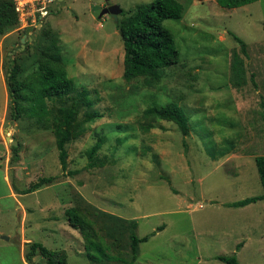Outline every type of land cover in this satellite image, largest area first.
Listing matches in <instances>:
<instances>
[{
  "label": "rangeland",
  "instance_id": "374dc122",
  "mask_svg": "<svg viewBox=\"0 0 264 264\" xmlns=\"http://www.w3.org/2000/svg\"><path fill=\"white\" fill-rule=\"evenodd\" d=\"M152 1L60 2L57 27L63 31L67 74L78 89L92 91V108L101 115L66 144L64 172L53 126L58 108L70 100H47L49 113L41 121L9 118L1 77L14 62L17 78L33 82L40 48L32 39L21 47V33L8 31L15 44L7 40L0 51V235L7 236L0 237V264H28L29 241L65 250L68 264H121L130 257L132 222L137 236L149 235L133 264H226L216 258L220 254L235 255L238 264H264V198L243 207L226 205L262 195L255 157L264 155V0L231 9L217 0H178L182 17L162 21L173 36L178 63L146 86L141 77L123 78L122 15L114 21L99 14L105 2L133 12ZM46 19L34 38L50 29ZM230 32L245 42V53ZM169 102L186 114V136L171 121L143 126L145 108ZM98 139L103 142L93 157L97 166L88 168L87 150ZM211 148L216 155L223 148L228 152L213 159ZM44 176L54 179L21 193ZM73 206L91 221L108 257L87 259L84 239L65 214ZM31 264L45 259L37 253Z\"/></svg>",
  "mask_w": 264,
  "mask_h": 264
},
{
  "label": "trees",
  "instance_id": "16d2710c",
  "mask_svg": "<svg viewBox=\"0 0 264 264\" xmlns=\"http://www.w3.org/2000/svg\"><path fill=\"white\" fill-rule=\"evenodd\" d=\"M256 0H217L219 6L227 9L240 7ZM183 6L178 0H154L150 3L139 5L133 12L121 11L122 18L118 22V29L123 43V78L127 81L141 77L143 84L153 86L161 77L162 71L178 63L179 53L175 47L174 39L162 21L168 18L180 19ZM18 23L16 12L11 0H0V35L15 28ZM264 28V21H263ZM232 37L240 45L242 52H246L245 42L236 34L230 32ZM32 40L38 42L39 59L34 71L33 82L25 83L17 78L19 66L11 62L5 75V85L8 97L9 118L12 121L22 115L36 118L38 121L46 118L49 109L47 100H70L69 104H63L58 108L59 117L53 126V135L57 149V157L64 172L67 168L68 152L66 144L76 138L85 129V123L92 122L101 115L92 107L96 101L92 91L85 87H78L68 77L63 58L57 44V38L52 31L47 29L41 32L39 38ZM26 43H28L26 38ZM37 46V47H38ZM96 95V92H95ZM262 118L264 121V100L260 101ZM83 112V119L78 120V112ZM141 119L145 129L154 127L159 120L171 121L177 125L181 134L186 136L189 132V121L181 107L174 102L161 105H153L142 111ZM103 139H98L87 150V167L97 166L93 160L94 154L101 147ZM14 154L18 153V146H12ZM213 159L223 156L228 152L227 148L217 151V155L211 153ZM255 165L262 186V195L249 196L240 200L226 203L230 207H243L264 198V155L255 157ZM66 173H73L67 171ZM54 176L40 177L21 193L35 191L45 184L52 182ZM69 225L78 229L84 239L85 256L90 261H99L100 258L108 257L96 233L91 229V221L82 216L76 207L65 210ZM136 222H132L130 237V257L122 260L121 264H133L139 250V243L147 241L149 235L137 236L134 229ZM27 249L24 252L25 262L31 264L34 256L39 253L45 264H68L65 250H52L37 241L26 242ZM240 246V243L237 247ZM217 259L226 264H238L235 255H217Z\"/></svg>",
  "mask_w": 264,
  "mask_h": 264
},
{
  "label": "built area",
  "instance_id": "2783aa9c",
  "mask_svg": "<svg viewBox=\"0 0 264 264\" xmlns=\"http://www.w3.org/2000/svg\"><path fill=\"white\" fill-rule=\"evenodd\" d=\"M18 23L14 31L31 34L55 11L58 0H11ZM26 31V32H25Z\"/></svg>",
  "mask_w": 264,
  "mask_h": 264
},
{
  "label": "crops",
  "instance_id": "0c3cea01",
  "mask_svg": "<svg viewBox=\"0 0 264 264\" xmlns=\"http://www.w3.org/2000/svg\"><path fill=\"white\" fill-rule=\"evenodd\" d=\"M61 1H63V0H58V4L56 5V9H55V11H54V13L52 14V15H50L46 20H48L49 21V27H50V29H51V31L53 32V34H54V37L55 38H57L58 40H57V44H58V46H59V49H60V52H61V55H62V50H61V44H60V38H62V30H60V29H58V27H57V24H58V22H57V16H56V13H57V11L60 9V2ZM105 5V3H101V6H104ZM103 8V7H102ZM11 32H8V33H6L5 35H3V37L2 38H0V51L2 50V47L4 46V44H5V41H7V40H10L11 39V42H10V46L11 47H13L14 46V44H15V42H14V40H12V39H14V37H12V38H7V36H9V34H10ZM21 35H22V37L24 36V34L23 33H21ZM26 38H27V41H30L31 39H32V32H31V34H26ZM22 37H20V38H22ZM26 38H25V41H26ZM20 42V41H19ZM19 42H18V45H20L19 44ZM17 44V43H16ZM21 46V45H20ZM1 58V57H0ZM63 58V57H62ZM0 60H2V59H0ZM1 66H2V61H0V68H1ZM65 69H66V67H65ZM66 72H67V70H66ZM68 75V74H67ZM1 77V76H0ZM69 77V76H68ZM1 80H2V82L5 84V78H3V77H1ZM6 87V86H5ZM6 95H7V91H6ZM254 203V202H253Z\"/></svg>",
  "mask_w": 264,
  "mask_h": 264
},
{
  "label": "water",
  "instance_id": "95a60500",
  "mask_svg": "<svg viewBox=\"0 0 264 264\" xmlns=\"http://www.w3.org/2000/svg\"><path fill=\"white\" fill-rule=\"evenodd\" d=\"M122 9L120 8V6L116 5V4H109L108 2H105V5L103 6V8L101 9V12L99 14V16H102L104 14H109L111 16V18L114 21H118V15L121 14ZM27 36L24 35L21 39L19 44L21 45V47L24 46V42H25V38ZM4 132L7 133V129H4ZM5 139L7 142H9L11 140L10 136L6 135ZM12 145L16 146L17 142L16 141H12ZM1 238H5L7 239V236H2L0 235Z\"/></svg>",
  "mask_w": 264,
  "mask_h": 264
}]
</instances>
